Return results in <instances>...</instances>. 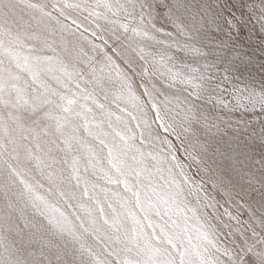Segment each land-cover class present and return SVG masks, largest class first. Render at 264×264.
Wrapping results in <instances>:
<instances>
[{
  "label": "snow or ice",
  "instance_id": "obj_1",
  "mask_svg": "<svg viewBox=\"0 0 264 264\" xmlns=\"http://www.w3.org/2000/svg\"><path fill=\"white\" fill-rule=\"evenodd\" d=\"M0 264H264V0H0Z\"/></svg>",
  "mask_w": 264,
  "mask_h": 264
}]
</instances>
